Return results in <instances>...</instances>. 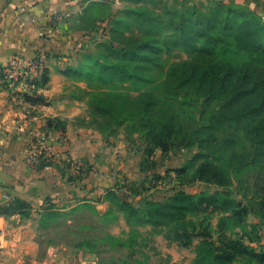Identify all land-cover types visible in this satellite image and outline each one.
Instances as JSON below:
<instances>
[{
	"label": "trees",
	"instance_id": "1",
	"mask_svg": "<svg viewBox=\"0 0 264 264\" xmlns=\"http://www.w3.org/2000/svg\"><path fill=\"white\" fill-rule=\"evenodd\" d=\"M174 48L192 51L195 58L168 64L163 53ZM65 74L98 84L88 109L94 123L88 125L105 131L95 124L102 119L108 134L118 129L127 135L140 133L163 150L176 143H195L198 152L186 165L174 169L177 176L192 171L193 181L213 183L222 189L196 193L178 190L164 201L147 200L143 207L107 191L104 199L124 214L128 224L149 225L152 230L165 228L169 244L189 247L195 238H213L209 214L218 212L222 214L218 238L208 242L207 264H264V249H256L225 229V225L242 227L248 210L233 196L235 184L243 198L249 187L256 194H264V177H239L241 171L264 165V17L251 6L225 0H202L181 10L167 5L163 10L147 6L123 9L110 20L109 39L98 44L97 55L85 54L82 64L66 69ZM160 78L165 80L170 98L184 105L180 114L191 118L199 114L201 120L190 137L178 136L181 131L172 117L151 115L157 101L149 89ZM48 81L46 67L37 88H45ZM132 93H138L137 97L133 99ZM24 96L32 105L49 103L40 92ZM46 127L62 132L66 128L57 118L48 119ZM241 136L251 138L250 162H244L234 151L227 154ZM147 152L144 149L145 156ZM53 159L43 158L34 167L45 169L56 163ZM156 181L151 177L147 182L153 185ZM260 204L264 206V201ZM28 208L27 202L16 199L0 207V213L25 214ZM54 208L51 204L46 212ZM245 235L252 242L250 234L245 231Z\"/></svg>",
	"mask_w": 264,
	"mask_h": 264
},
{
	"label": "crops",
	"instance_id": "2",
	"mask_svg": "<svg viewBox=\"0 0 264 264\" xmlns=\"http://www.w3.org/2000/svg\"><path fill=\"white\" fill-rule=\"evenodd\" d=\"M131 1L0 0V64L5 65L14 55H49V81L40 90L48 104L32 105L0 85V207L16 199L30 205L25 214L0 213V264H97L90 255L77 256L57 245L41 244L42 218L51 204L57 208L92 203L104 213L115 210L125 220L124 214L104 199L107 191H115L136 206L147 200H167L178 191L165 198L162 189L167 182L149 185L148 177L156 170L143 166L144 150L123 149L113 134L77 122L85 104L68 95L73 84L81 86L83 82L65 70L79 67L87 53L97 55L98 44L109 39L110 20ZM248 1V6L264 17V0ZM105 4L112 7L110 17L106 21L94 17L101 25L90 26L95 7ZM27 110L37 115L31 124L25 119ZM51 118L64 121L66 128L64 132L54 129L48 140L56 163L39 170L29 158L33 129ZM67 158L82 161L85 173L70 179ZM166 242L164 250L172 256L169 264H178L174 247L180 245Z\"/></svg>",
	"mask_w": 264,
	"mask_h": 264
},
{
	"label": "rangeland",
	"instance_id": "3",
	"mask_svg": "<svg viewBox=\"0 0 264 264\" xmlns=\"http://www.w3.org/2000/svg\"><path fill=\"white\" fill-rule=\"evenodd\" d=\"M200 1L202 0H132L130 3L125 4L124 10L139 6H147L151 10H163L165 5L173 10H181L187 8L188 5H192V3H200ZM229 2H234L238 5H244L242 3H245L246 6L249 5V1L245 2V0H230ZM111 10L112 7L109 4L95 8L92 12L93 19L89 20V25L97 26L99 23L97 24L94 17L104 18L105 20L112 14ZM163 56L168 64L191 61L195 58L192 51H185L181 48H174L170 52H164ZM77 79L83 82L81 86L73 84L68 92L69 96L77 98L85 104L82 106L83 114H81V118L77 122L94 123L93 113H90L88 109L90 97L93 94L92 91L96 89L98 84L93 81L88 84L81 77ZM149 90L153 94V99L157 101V104L153 106L151 115L155 118L161 116L162 118L172 117L177 128L181 131L179 132L181 135L178 136L190 137L192 130L201 120L199 114L196 112L194 118L180 114L181 109H184V105H180L170 98L163 78H160L159 82ZM137 95L138 93H132V98H136ZM138 108L141 109V107ZM25 113H33V111L27 110ZM26 121L29 123V120ZM45 122V125L42 124L43 126L41 125V127L33 129V131L35 133L42 131L39 134L45 133L47 121L45 120ZM95 124L104 128L105 131L100 130L101 132L109 133V129H107L108 127L102 119L97 120ZM184 133L187 135H184ZM112 136L114 137L113 140L116 139L117 145H122L121 147L128 151L129 149L133 151L148 150L143 166L156 170L148 178L154 177L157 181L167 182L164 189L160 185V188L165 192V198L169 197L175 190H185L190 193L222 190L213 183L193 181L191 178L192 171L185 172L180 177L177 176L178 173L174 169H179L186 165L193 160L198 152L195 143L186 144L187 146L176 143L175 145H170L167 150H163L154 143L146 141L140 133L127 135L123 129H118L117 133ZM118 138L121 140H117ZM250 139L249 137L241 136L240 140L230 145L227 154L234 151L241 155L244 162H250L248 160V154H250L252 149ZM257 175L264 177V165H262V168L253 166L247 171H241L239 177L246 179L249 176L251 178ZM134 187L136 188L135 185ZM239 192L240 189L236 188L235 184L232 188L233 196L248 207L245 222L242 227L231 228L229 225H225V229L235 237L244 238L256 249H264V206L260 204L261 201H264V194H256L252 187H249L246 191L245 198ZM144 204L140 206L143 207ZM209 215L213 228V238L198 237L194 239L189 247H174L178 257V264H185V262H188V264H207L208 258H205V256L210 247L208 242L217 241L219 233L218 223L222 214L217 212ZM40 230L41 244L43 246L53 244L60 247V249H64L66 253H75L77 256L83 257L90 255L98 261L97 264H169L171 262L172 256L164 250L167 244L165 237L167 229L158 228L152 230L149 225L132 226L126 220H122L119 213L115 212V210H109L104 213L92 203L69 204L64 207H55L53 210L45 212ZM245 231L250 234L252 242L245 235ZM112 237H116L117 240ZM173 243L175 242H170V244Z\"/></svg>",
	"mask_w": 264,
	"mask_h": 264
},
{
	"label": "built area",
	"instance_id": "4",
	"mask_svg": "<svg viewBox=\"0 0 264 264\" xmlns=\"http://www.w3.org/2000/svg\"><path fill=\"white\" fill-rule=\"evenodd\" d=\"M48 59L49 57L45 52L37 53L31 58L24 55L12 56L5 65L0 64V85L22 99H25V94L33 95L34 93L40 92V89L36 86V82L41 78L43 70L47 67ZM25 119L29 120L31 124L37 119V116L34 113H25ZM45 129L46 132L42 134H39L42 131H38L37 133L33 132L36 141L30 150L29 158L34 166L40 163L43 158L48 157L52 159L55 157L54 151L47 144L54 129L47 127ZM66 163L69 175L77 176L85 173V167L82 161L67 158ZM0 232H2L1 228Z\"/></svg>",
	"mask_w": 264,
	"mask_h": 264
}]
</instances>
